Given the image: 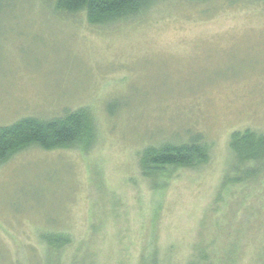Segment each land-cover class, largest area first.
Instances as JSON below:
<instances>
[{
  "label": "rangeland",
  "instance_id": "rangeland-1",
  "mask_svg": "<svg viewBox=\"0 0 264 264\" xmlns=\"http://www.w3.org/2000/svg\"><path fill=\"white\" fill-rule=\"evenodd\" d=\"M86 109L92 133L0 160V264H264V1L157 0L112 22L0 0V128ZM200 134L192 166L140 170ZM61 236L49 243L47 237Z\"/></svg>",
  "mask_w": 264,
  "mask_h": 264
},
{
  "label": "trees",
  "instance_id": "trees-1",
  "mask_svg": "<svg viewBox=\"0 0 264 264\" xmlns=\"http://www.w3.org/2000/svg\"><path fill=\"white\" fill-rule=\"evenodd\" d=\"M157 0H55V9L64 12L85 10L90 23L101 24L140 12ZM202 1V0H188ZM264 1V0H263ZM92 133L91 116L86 109L65 111L59 118L42 120L27 117L0 128V160L28 146L45 150L64 148L78 143ZM202 136L185 143H162L147 146L139 157L144 176H153L166 166H192L203 162L207 152ZM230 150L236 159L264 160V134L251 130L235 131L230 137ZM63 237H47L49 243L61 242Z\"/></svg>",
  "mask_w": 264,
  "mask_h": 264
}]
</instances>
